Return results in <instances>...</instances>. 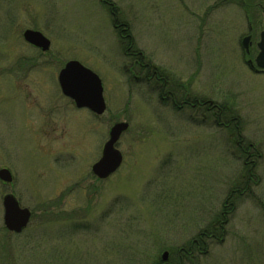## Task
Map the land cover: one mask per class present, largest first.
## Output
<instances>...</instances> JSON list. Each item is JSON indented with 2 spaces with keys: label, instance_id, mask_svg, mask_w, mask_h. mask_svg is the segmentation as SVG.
Returning a JSON list of instances; mask_svg holds the SVG:
<instances>
[{
  "label": "rangeland",
  "instance_id": "obj_1",
  "mask_svg": "<svg viewBox=\"0 0 264 264\" xmlns=\"http://www.w3.org/2000/svg\"><path fill=\"white\" fill-rule=\"evenodd\" d=\"M109 1L118 22L101 0H0V169L14 178L0 181V264L157 263L199 239L238 183L244 192L232 195L222 237L186 264H264V73L248 67L241 47L251 20L259 41L264 0ZM28 28L52 41L50 52L23 40ZM125 28L177 97L180 80L190 98L224 105L239 136L233 124L161 100L165 87L124 54ZM21 59L35 68L19 76ZM72 59L99 75L104 114L63 96L57 77ZM124 121L123 164L98 181L92 166ZM238 141L250 145L248 157ZM6 193L34 213L20 234L4 226Z\"/></svg>",
  "mask_w": 264,
  "mask_h": 264
},
{
  "label": "water",
  "instance_id": "obj_2",
  "mask_svg": "<svg viewBox=\"0 0 264 264\" xmlns=\"http://www.w3.org/2000/svg\"><path fill=\"white\" fill-rule=\"evenodd\" d=\"M23 36L27 42L43 51H48L51 47V41L40 31L28 29ZM250 39V36L243 39V47L246 50H249ZM258 47L260 52L256 57V64L264 69V30L261 33ZM58 81L63 94L73 99L77 107L89 108L98 115L105 112L107 105L100 77L79 61L71 60L67 62L59 72ZM128 128L129 123L127 122H118L111 127L109 138L103 147L102 156L92 168L93 173L99 178H108L121 166L123 155L116 145ZM0 179L6 183H11L13 181L11 171L7 168L0 169ZM3 206L5 227L11 232L21 233L30 221L31 210L21 207L13 193H8L3 197ZM168 258L169 252L165 251L162 255V260L167 261Z\"/></svg>",
  "mask_w": 264,
  "mask_h": 264
},
{
  "label": "trees",
  "instance_id": "obj_3",
  "mask_svg": "<svg viewBox=\"0 0 264 264\" xmlns=\"http://www.w3.org/2000/svg\"><path fill=\"white\" fill-rule=\"evenodd\" d=\"M106 5H107L108 9L111 11V13L113 14L112 18L114 19V21L118 22L119 14L117 12L116 6H114L112 4V2H109ZM245 8L248 9V7H245ZM117 26H118L117 29H119L120 28L119 24ZM127 32H128V30L126 28L124 31L121 30L120 32H118L119 41L122 44V46H125L123 44H127V46H126L127 48L124 49V51L138 50L132 46L133 45L132 37ZM140 62L144 63L145 61L143 59V60H140ZM136 65H139V63H137ZM163 82L165 83L164 80H163ZM167 89L169 90L170 86H168ZM171 92L173 93V96L175 98H177V96L175 95V93L172 89H170L168 91V93H171ZM169 98H171V97H169ZM176 103H177V101H174V103H172V105L177 107ZM216 108H217L216 109L217 114L215 117H216L217 125L219 127L229 128L230 124H233V132L236 131V134L239 136V132H240V130H239V118L233 117L232 119H229L230 117L228 118L229 115H228V112H227L226 107L224 105H222V106L219 105ZM238 143H239V146L241 147V145H240L241 141H238L237 145H238ZM242 148H243V152H245L246 156L248 157V155H250V153L248 152L251 149L250 145L248 144L247 147L242 145ZM252 156H254V155H252ZM245 163L249 167L250 165L254 164V161L248 160ZM251 171H249L250 173L248 174L249 178L251 177ZM243 176H244V174H243ZM237 182H238V180H237ZM233 188H235V189H233V190H235V192H233L231 190V192H230L231 194L227 197V200L224 203L222 211L200 233L199 239L193 241V243L191 245H189L188 247L181 249V252H179V254H178V252L175 254L174 251L170 249V259L168 262L163 263L161 260H158L157 263H154V264H186L187 261L192 262L195 258V253L205 252L206 242H208L211 237H213V238L214 237H216V238L222 237V234L224 233L226 225L228 224L229 215L232 213V211L234 209V204H236V202L232 199V195L233 194L241 195L244 192L242 190L243 188L241 187L240 183L235 184ZM203 249H205V250H203Z\"/></svg>",
  "mask_w": 264,
  "mask_h": 264
},
{
  "label": "flooded vegetation",
  "instance_id": "obj_4",
  "mask_svg": "<svg viewBox=\"0 0 264 264\" xmlns=\"http://www.w3.org/2000/svg\"><path fill=\"white\" fill-rule=\"evenodd\" d=\"M101 2H103L104 5H106L110 1L109 0H101ZM261 6L262 5H260V7ZM115 27L117 29V27H118L117 24H115ZM263 29H264V22H263ZM117 30H119V29H117ZM253 30H255V27H254V25H252V20H251L250 23H249V33L244 36V37H247V36L251 37L249 50H246L243 47V43L242 42H243L244 37L241 40V47H242V49L244 51V61H245V63L248 65V67L252 71L257 72V73H259V72H263L264 73V70H258L254 66L255 63H256V61H255L256 57H257V55L259 53V48H258V42H256V45H254V43L252 41L253 40L252 31ZM260 36H261V32H260V35H259V40H260ZM36 51L41 52L39 49H36ZM124 54L126 56H129V57L132 58L133 63L135 64L134 65L135 68H137L138 70H141L143 72V79H146V81L149 82L150 84L152 82H154V84H156V85L157 84L158 85L161 84V85H163L165 87L164 88L165 91H166L167 86H169V84H173L172 81H169V76H168L169 74L166 71L162 72L161 70H159L158 68L152 66L151 64L147 63L146 61L144 63H141L140 60H143L142 59L143 56H142V53L140 51L127 50V51H124ZM25 60H27V59H25ZM23 62L28 63L27 61H24V59H21L18 62L19 66L15 69V71H16L15 73H17L19 76H20V74H23V72L26 71V73H28L29 70H33L35 68V62H32L31 63L32 65H28V66L24 65ZM137 63H139V65H136ZM11 69L14 72V68H11ZM3 73H7L8 74L7 71H3ZM163 80L165 81V83L163 82ZM176 85L178 87H180V95L178 96V99L173 96L172 92L171 93H167L165 96L171 97L172 101H177V105H178V108L180 110L183 109L186 106H190L193 109H196L197 112L203 111V117H205L206 114L208 113V116H210L211 119L215 118V116L217 114V112H216L217 105L213 101L205 99V98H196V97L190 98V96H189L190 94L189 93L187 95H185V92H184V89H183L184 88V83L182 81L178 80ZM238 147H239V149H241L243 151L242 147H240V146H238ZM233 189H235V188H233ZM233 189H232V191L235 192V190H233ZM212 238L213 237H211L210 239H212Z\"/></svg>",
  "mask_w": 264,
  "mask_h": 264
}]
</instances>
